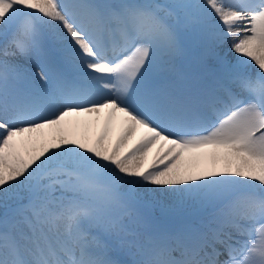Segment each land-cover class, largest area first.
Returning a JSON list of instances; mask_svg holds the SVG:
<instances>
[{"label": "snow or ice", "instance_id": "snow-or-ice-1", "mask_svg": "<svg viewBox=\"0 0 264 264\" xmlns=\"http://www.w3.org/2000/svg\"><path fill=\"white\" fill-rule=\"evenodd\" d=\"M0 264H264V0H0Z\"/></svg>", "mask_w": 264, "mask_h": 264}, {"label": "bare ground", "instance_id": "bare-ground-1", "mask_svg": "<svg viewBox=\"0 0 264 264\" xmlns=\"http://www.w3.org/2000/svg\"><path fill=\"white\" fill-rule=\"evenodd\" d=\"M155 151V150H154Z\"/></svg>", "mask_w": 264, "mask_h": 264}]
</instances>
